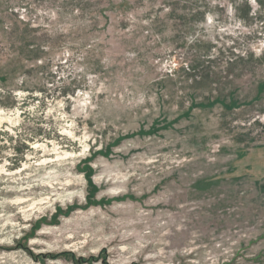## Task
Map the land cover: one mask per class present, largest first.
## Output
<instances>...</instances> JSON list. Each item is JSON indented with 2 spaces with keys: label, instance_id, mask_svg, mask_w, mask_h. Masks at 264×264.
<instances>
[{
  "label": "rangeland",
  "instance_id": "1",
  "mask_svg": "<svg viewBox=\"0 0 264 264\" xmlns=\"http://www.w3.org/2000/svg\"><path fill=\"white\" fill-rule=\"evenodd\" d=\"M0 264H264V0H0Z\"/></svg>",
  "mask_w": 264,
  "mask_h": 264
}]
</instances>
